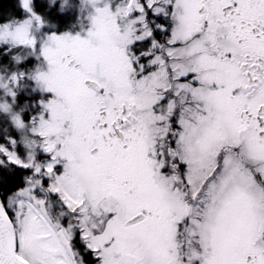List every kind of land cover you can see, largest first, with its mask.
I'll use <instances>...</instances> for the list:
<instances>
[{
  "label": "rangeland",
  "instance_id": "1",
  "mask_svg": "<svg viewBox=\"0 0 264 264\" xmlns=\"http://www.w3.org/2000/svg\"><path fill=\"white\" fill-rule=\"evenodd\" d=\"M179 1L20 0L24 17L0 23V47L10 52L0 55V113L6 120L0 156L29 172L10 204L17 252L29 264H84L70 254L77 232L96 264H247V256L254 258L250 264H264V150L241 140L221 90L179 85L180 104L192 96L184 100L189 114L184 112L180 140L188 208L182 193L165 195L151 185L154 156L145 143L138 142L133 158L101 153L100 162L82 141L83 105L96 94L86 80L128 94L134 32L148 35L143 15L172 13L179 20ZM37 4L58 5L72 26L58 31L35 11ZM204 51V45L190 42L173 54L180 56L182 70L198 71L201 62L200 70L219 83L220 64ZM153 61L157 70L140 68L139 84L148 92L165 81L161 58ZM153 96L143 95L140 104H156ZM188 115L195 116L196 127ZM111 175L137 179L136 192L124 193L127 187ZM157 206L164 227L156 224ZM136 212H144V219L126 225Z\"/></svg>",
  "mask_w": 264,
  "mask_h": 264
},
{
  "label": "flooded vegetation",
  "instance_id": "2",
  "mask_svg": "<svg viewBox=\"0 0 264 264\" xmlns=\"http://www.w3.org/2000/svg\"><path fill=\"white\" fill-rule=\"evenodd\" d=\"M179 5L183 12L179 20L172 13L143 15L148 35L144 37L139 29L134 32L137 40L131 46L134 73L129 74V93L117 95L102 87L95 90L94 99L86 100L83 105L87 132L82 141L86 151L100 162L104 160L101 153L120 161L133 158L139 150L138 142L145 143L148 154L154 156L149 173L151 185L160 187L165 195L182 193V201L188 208L191 201L185 199L183 192L187 165L183 161V141L180 146V140L184 135L183 119L187 113L184 100L192 96H184L183 104H180L181 83L195 86L193 89L204 87L209 93L221 90L241 140L264 150V0H180ZM190 42L204 45V53L220 64L219 83L213 73H207V69L200 70L201 62L197 65L200 72L179 67L180 56H175L173 49L184 48ZM157 56L165 70V81L163 87L155 86L156 89L148 92V88L139 84L142 77L140 68L145 67L144 72L157 70L159 66L153 61ZM185 58L190 57L182 60ZM181 64L186 66L184 61ZM210 69L215 70V67L210 66ZM208 75L214 81H208ZM145 94H154L151 100L156 104L142 106L140 101ZM161 94L163 99L159 101L157 98ZM192 95L195 96L194 91ZM186 118L196 127L195 116ZM111 177H115L119 185L127 187L124 191L127 195L136 192L132 181L137 179L121 181L115 175ZM159 207L155 213L158 216L156 224L164 227L167 222L159 218L164 214ZM136 215L141 217L132 223H138L145 217L144 212H136ZM128 220L126 225L132 224ZM253 261L251 256L246 257L247 264Z\"/></svg>",
  "mask_w": 264,
  "mask_h": 264
},
{
  "label": "trees",
  "instance_id": "3",
  "mask_svg": "<svg viewBox=\"0 0 264 264\" xmlns=\"http://www.w3.org/2000/svg\"><path fill=\"white\" fill-rule=\"evenodd\" d=\"M35 11L47 22L51 24H57V30H64L72 26V21H70L66 14L62 13L58 7V5H53L51 7H47L44 5H36ZM25 15V11L21 5L20 0H0V23L6 21H12L23 18ZM8 47L3 46L0 47V55L4 53H10L7 51ZM10 56V54H9ZM12 67V66H11ZM13 69V67H12ZM10 69V70H12ZM19 98V97H17ZM18 101L20 100L17 99ZM4 116L0 113V144L6 143V139L4 136L6 125H5ZM13 134V133H10ZM15 136V135H10ZM20 147V146H18ZM229 149H224L226 151ZM1 157L0 162V198L4 205V208L9 215L12 223L14 224V217L12 209L10 208L12 197L16 194L18 189L24 187L25 178L29 176L28 170L17 166L13 163H8L7 158L4 156ZM184 185V195L187 201H190L189 198V186L186 181L183 182ZM196 200V199H195ZM192 199V202H195ZM65 222V220H64ZM186 220H184V223ZM15 226V224H14ZM181 233H183V229L185 225L179 226ZM70 248L72 250L73 257L77 260L80 259L84 264H96L97 259L93 256L92 251L85 245V243L80 238L78 232L75 234L73 240L70 243Z\"/></svg>",
  "mask_w": 264,
  "mask_h": 264
},
{
  "label": "water",
  "instance_id": "4",
  "mask_svg": "<svg viewBox=\"0 0 264 264\" xmlns=\"http://www.w3.org/2000/svg\"><path fill=\"white\" fill-rule=\"evenodd\" d=\"M86 84L94 90H100L101 86L93 81L86 80ZM141 215H136L128 220V223L137 221ZM66 248L68 245L65 244ZM70 251V250H69ZM72 255V253L70 252ZM0 264H29L17 252L16 229L7 214L0 198Z\"/></svg>",
  "mask_w": 264,
  "mask_h": 264
}]
</instances>
